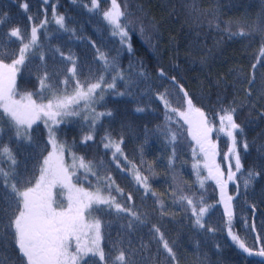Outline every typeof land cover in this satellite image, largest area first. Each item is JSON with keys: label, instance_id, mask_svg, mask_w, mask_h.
<instances>
[{"label": "trees", "instance_id": "16d2710c", "mask_svg": "<svg viewBox=\"0 0 264 264\" xmlns=\"http://www.w3.org/2000/svg\"><path fill=\"white\" fill-rule=\"evenodd\" d=\"M117 2L126 13L122 23L127 25L131 52L127 43L122 45L118 36L112 35L111 25L103 18L109 0H100L99 8L93 11H89L91 0H0V19L4 21L0 24V55L5 63L16 58L21 46L15 37L8 36L9 31L19 28L30 38L32 27L38 28L37 44L16 73L18 98L32 93L34 100L44 103L54 93L72 94L76 79L68 72L73 65L72 60L64 59L66 56L75 61L82 83L104 77L105 86L97 90L89 106L81 101L79 114L63 118L54 131L57 141L65 145L67 159V153H73L93 165L96 175L86 173L77 163L72 177L76 187L95 191L99 186L105 195L110 191L117 202L137 211L146 221L129 228L132 218L126 213L105 205L94 206L93 216L103 222L100 245L106 256L111 252V261L122 247L135 253V264H170L154 238L152 226L156 225L173 247L178 264H264V258L249 256L228 234L231 231L253 251L264 246V58L257 62L264 44V0ZM25 3L27 10L22 7ZM53 8L56 15L65 17L67 30L55 23ZM241 30L246 35H239ZM100 53L107 67L99 59ZM253 64L257 65L255 69ZM160 70L165 72L164 77L159 75ZM45 71L50 87L41 91L39 77ZM66 78L68 84L63 83ZM114 78L115 87L107 88ZM180 87L208 116L220 155L232 141L219 131L218 114L224 108L235 109L233 118L239 129L234 135L241 170L228 185L233 197L231 225L218 203L220 189L209 178L186 124L175 112H168L159 98L164 94L173 108L184 111L187 105ZM108 112L111 115L96 117L97 113ZM0 127L4 128L0 143L8 144L15 155L14 180L19 181L21 189L33 186L50 150L45 125L41 119L32 125L31 141L17 140L6 117L0 120ZM172 133L175 142L171 141ZM88 134L93 139L82 143ZM106 135L120 143L123 155L113 157L114 149L104 147ZM218 161L220 164L221 159ZM133 164L148 178V192L136 183ZM194 164L198 168L194 169ZM0 167L8 169L9 162L0 160ZM249 170L259 175L245 187ZM109 183L110 189L106 186ZM4 192L0 185V195ZM180 195L197 200L203 196L204 203L211 206L204 217L205 228L193 226L187 205L179 202ZM64 202V194L58 190V204L63 206ZM3 206L5 201L0 199ZM208 227L214 231H207ZM92 259L99 264L98 258L91 257L85 264ZM0 261L23 264L13 236L3 228Z\"/></svg>", "mask_w": 264, "mask_h": 264}, {"label": "snow or ice", "instance_id": "6c2138e0", "mask_svg": "<svg viewBox=\"0 0 264 264\" xmlns=\"http://www.w3.org/2000/svg\"><path fill=\"white\" fill-rule=\"evenodd\" d=\"M75 2V0H73ZM47 3V0H45ZM100 0H91L89 11L99 8ZM88 7V5H85ZM22 7L27 10L28 5L25 3ZM126 13L121 9L117 0H111V7L103 12L104 20L111 25L112 35L120 37V43L128 46L129 52L132 51L131 44L128 43L127 25L122 23V19ZM53 16L55 23L62 29H66L65 17L56 15L53 8ZM31 20L32 17H29ZM4 21L0 19V24ZM42 22L40 27L44 26ZM143 31V30H142ZM38 28L33 26L31 29L30 38L22 35L19 28H13L9 31V37H15L20 41V47L16 58L11 63H5L3 56L0 55V120L7 118L8 126L14 129L15 138L31 141L30 129L37 120L43 118L45 127L48 130V143L52 145L53 151L49 152L43 160V164L39 169V177L33 186H28L21 189L19 181H15L13 170L16 164L15 155L12 149L6 143H0V160H7L10 167L8 169L0 167V185L3 186L5 192L0 195V199L5 201V206L0 207V228L7 230L14 238L15 246L19 251L23 264H85L86 259L98 258L99 264H135L134 252H127L122 247L118 248L116 255L110 261L111 252L106 256L105 250L101 247L103 222L101 219L93 216L96 211L94 206L105 205L109 209H114L117 213H126L132 219L129 221L128 227L132 228L135 222L144 224L146 221L142 215L132 208L122 206L117 202L116 198L103 193V190L97 186L95 191H86L83 187H76L72 181V177L76 175L75 169L78 166L86 173L96 175L93 171V165L90 161H86L83 157H76L73 154V164L67 166L64 163V154L66 151L65 145L59 143L56 138L54 126L63 123V118L78 115L77 106L81 101L87 108L97 95V90H102L105 86L104 77L101 75L95 82L82 83L77 78L75 61L70 56L64 57L65 60H72V67L68 69L73 79H76L75 89L71 95L54 93L52 98L47 103H38L33 99L32 93H27L20 96L16 90V73L19 71L20 65L25 63L27 54L37 44ZM237 33H233L235 35ZM239 35L243 36L246 33L241 30ZM59 51V50H57ZM63 55V54H62ZM264 58V44L260 48V54L257 62ZM44 59L43 56L40 57ZM99 59L103 60L105 67L108 62L103 53L99 54ZM256 64L252 68H256ZM143 75V73H141ZM159 75L164 77L166 74L160 70ZM123 78V77H121ZM173 83L175 78L173 77ZM49 74L45 71L42 77H39L40 89L43 91L49 88ZM251 82V81H250ZM63 83L68 84L66 78ZM107 88L115 87V78L113 82L107 83ZM180 92L184 94V100L187 105L184 111H179L173 108L164 94H160L159 98L163 101L165 109L168 112H175L177 116L188 125V135L199 146L200 152L204 155V167L208 169L209 178L216 181L220 188L221 202L224 204L225 215L229 217V225H231V201L232 196L226 193V182L222 179L223 173L220 172L219 166L215 163V145L209 140V133L213 130L210 126L208 116L200 108L194 106L192 99L183 87H180ZM123 95V93H120ZM102 98V95H101ZM136 111H144L143 108H137ZM234 108H224L219 115L220 128L219 131L225 133L232 141V147L229 152L235 158V171L241 170L240 157L236 153V139L234 132L239 129V125L234 121ZM101 115H111L108 113H97L96 117ZM87 119V117H85ZM170 119V117H169ZM95 123V119H94ZM4 132V128L0 127V134ZM93 139L92 134L83 137L82 143H86ZM106 143V149H114L112 155H123L120 143L111 139L110 136L103 138ZM176 135L171 134V141L175 142ZM245 149L247 144L244 145ZM195 152V149L193 150ZM226 159L228 157L226 156ZM171 163V159L169 160ZM119 167V165H117ZM198 164H194L193 168H198ZM71 167V171H70ZM134 179L137 184L148 192V178L141 175L136 170V165H132ZM259 175L254 170H249L248 177L244 181V186L247 187L253 179ZM199 176V172H197ZM235 172L229 169L228 180H233ZM107 181H111V177H106ZM30 183V182H29ZM109 189L111 184L106 185ZM203 187V181H201ZM61 188L66 192L68 201L66 208H57L56 200L54 199V189ZM120 191V189H117ZM152 195H156L155 192ZM132 199L131 196L128 197ZM179 202L186 204V211H190L193 218V226L205 228L204 217L208 212L210 205H206L203 196L199 200L193 196L180 195ZM162 207V205H161ZM4 220L7 222L4 223ZM255 230V229H253ZM207 231H214L208 227ZM154 238L158 240L163 252L166 253V258L170 264H178V258L173 247L165 239L160 228L156 225L152 226ZM232 240L249 256H257L264 258V246L253 251L241 242L238 236L229 231ZM73 241L75 242L73 246ZM259 241V238H258ZM146 246L141 245V248ZM2 264V261H0ZM87 264H97L96 259L87 261Z\"/></svg>", "mask_w": 264, "mask_h": 264}, {"label": "rangeland", "instance_id": "374dc122", "mask_svg": "<svg viewBox=\"0 0 264 264\" xmlns=\"http://www.w3.org/2000/svg\"><path fill=\"white\" fill-rule=\"evenodd\" d=\"M109 2H110V7H111V0H109ZM110 7H109V8H110ZM117 36H118V35H117ZM118 38L120 39L119 36H118ZM69 95H71V94H69ZM15 98H16V99H19L17 96H16ZM47 102H48V101H47ZM47 102H44V103H47ZM41 120H42V122H43V118H41ZM43 124H44V122H43ZM56 126H57V125H56ZM186 126H187V129H188V125H187V124H186ZM54 127H55V126H54ZM46 129H47V128H46ZM47 131H48V130H47ZM209 140L211 141V143H212L213 145H215V157H214V159H215V163L219 166V170H220V172L223 173V177H222V179L226 182V193H227V195L230 196L228 185L230 184V182H233V181H234V178H233V180L229 181V180H228V172H229V169H230V168H231V170H232L233 172H236V171H235V158H234V156L229 152V149H230V147H232V146H231V144H229L228 147L226 148L225 152H224L222 155H220V151H218V148H219V146H218V142H217L215 139L212 138V131L209 133ZM194 143H195V141H194ZM49 146H50V150H49V152H52V151H53V147H52L51 144H49ZM195 147H196V151L198 152V156H199V157L202 159V161H203L202 164H204V163H205L204 155L200 152L199 146L196 145V143H195ZM49 152L47 153V156H48ZM67 155H68V159H67V157H66V154H64V160L67 159V162H64L65 165H67L66 163L73 164V153H67ZM75 156H76V155H75ZM226 156L228 157V159H226ZM76 157H77V156H76ZM220 159H221V162H220V164H219V163H218V162H219L218 160H220ZM77 163H78V161H77ZM221 164H223L222 167H220ZM67 166H71V165H67ZM206 169H207V168H206ZM224 169H226V170L224 171ZM207 170H208V169H207ZM58 189L61 190V191H60L61 194L66 195V192H64V190H62V189L59 188V187H58ZM219 189H220V188H219ZM66 201H67V199H66ZM218 203H219L220 207H222V209H223L224 212H225L224 204L221 202V196L219 197ZM67 204H68V201H67V203H66V207H67ZM231 210H232V208H231ZM228 234H229V233H228ZM229 236H230V235H229ZM230 237H231V236H230ZM230 239L232 240V238H230ZM74 244H75V242H74Z\"/></svg>", "mask_w": 264, "mask_h": 264}, {"label": "flooded vegetation", "instance_id": "af4514ba", "mask_svg": "<svg viewBox=\"0 0 264 264\" xmlns=\"http://www.w3.org/2000/svg\"><path fill=\"white\" fill-rule=\"evenodd\" d=\"M58 190H60V189H58V187L56 188V189H54V199L56 200V206H57V208L59 209V208H66V203H67V201H66V195H64V205L63 206H60L59 204H58ZM61 191V190H60ZM73 246H74V241H73Z\"/></svg>", "mask_w": 264, "mask_h": 264}, {"label": "water", "instance_id": "95a60500", "mask_svg": "<svg viewBox=\"0 0 264 264\" xmlns=\"http://www.w3.org/2000/svg\"><path fill=\"white\" fill-rule=\"evenodd\" d=\"M183 94V93H182Z\"/></svg>", "mask_w": 264, "mask_h": 264}]
</instances>
